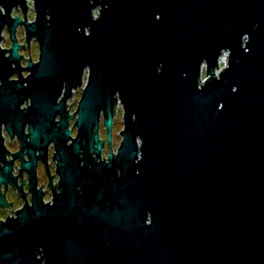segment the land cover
I'll return each instance as SVG.
<instances>
[{"label":"water","instance_id":"obj_1","mask_svg":"<svg viewBox=\"0 0 264 264\" xmlns=\"http://www.w3.org/2000/svg\"><path fill=\"white\" fill-rule=\"evenodd\" d=\"M31 1L33 20L29 0H0V186L23 193L5 124L33 190L0 219V264H264V0ZM19 26L39 43L26 67ZM52 142L62 191L46 203Z\"/></svg>","mask_w":264,"mask_h":264},{"label":"flooded vegetation","instance_id":"obj_2","mask_svg":"<svg viewBox=\"0 0 264 264\" xmlns=\"http://www.w3.org/2000/svg\"><path fill=\"white\" fill-rule=\"evenodd\" d=\"M16 14H22V12L19 10V8L14 9L13 15H16ZM23 18H24V16H23ZM5 30L8 31V35H9L8 28H5ZM4 34H5V32H4ZM9 37H10V35H9ZM19 43L22 45V48L25 49L24 42L20 41V39H19ZM11 46H12V41H11V44L6 48H10ZM21 49H20V54L24 55V58L22 60V66L23 67H26L30 60H32L33 62L38 61V58L37 59H33V58L28 59L25 52H22ZM28 74H29L28 70L23 71L24 76H27ZM16 78H18L17 74H14L11 77V79H16ZM85 83H86V76H84L83 85L78 87L75 91H73V96L67 100V111L69 112V115L76 112L78 102L80 99V96H76V95H77V93L82 94ZM30 103H31L30 100H26L25 103L22 105V108L28 107L30 105ZM116 112H117V106H116ZM116 115L117 114H115V117H116ZM60 118H61V115L57 114L54 121L56 122ZM76 119H77V114L74 115V117L69 121V129L71 130L73 137L76 136L77 131H78V127L76 126ZM103 119H104V115L102 113L101 114V120H100L99 138L105 142V145L103 147L102 157L100 158V160L106 159L108 157V154H109V143L107 140L108 131H107V128L103 122ZM102 124L105 128V131H106L105 137H103L101 135ZM115 125H116L115 120L113 119V128H112L113 148H114L115 134H116ZM25 131L28 132L27 125H26ZM2 132H3L2 135L5 138L4 139V145L7 149V151L4 154V157L6 160H12L13 168H12L11 173L14 176H18V178L14 181L16 182L17 185L23 186L22 187L23 193H22L20 191V189L18 187H16L12 181H10L8 183H2L1 184V186H0V197L5 201V204L0 205V219L5 220L9 216H14L16 211L19 210L20 208H22L27 202L32 201L33 190L30 186L28 172L23 171L22 174L19 175L20 169H21V158L15 155L20 150L19 137L18 136L11 137L6 130L5 124L2 125ZM69 142H71V140ZM106 150H108V153L106 156H104V152ZM24 152H25L24 157L27 159L28 158L27 150H25ZM54 152H55V144H54V142H52V143H50L49 148H48L47 159L45 160L43 157L39 158L37 166H36V171H35V176H36L35 189L36 190H38V189L42 190L43 201L46 203H53L55 194L60 193L62 191V189L60 188V174L57 170V160L54 158ZM36 154L38 155L39 151H36ZM1 165H2V163L0 161V166ZM21 203H22V205L18 207V204L20 205Z\"/></svg>","mask_w":264,"mask_h":264},{"label":"rangeland","instance_id":"obj_3","mask_svg":"<svg viewBox=\"0 0 264 264\" xmlns=\"http://www.w3.org/2000/svg\"><path fill=\"white\" fill-rule=\"evenodd\" d=\"M29 4H30V7H29V12H28V17H29L30 20H33L34 16H35V13H34L32 2L30 0H29ZM17 35H18V38L20 39V41L25 42V49L22 48L21 51L25 52V54H26L28 59L30 58V53H31V58L37 59L39 57V43H38V40L37 39H33L31 41V43H30V53H29V45H28V43L26 41V38H25V29H24L23 26L19 27V29L17 31ZM10 44H11V39H10V37L8 35V31L5 30V34H4V39L2 41V45L4 47H8ZM222 64L224 65L223 62H222ZM203 76H205V71L203 72ZM81 95H82L81 93H77L76 96H80L81 97ZM116 114L117 115L114 118L115 124H116L115 125L116 134H115V142H114V149H115L114 151L117 150V148L119 147V145H120V143L122 141L121 130L124 127V122H123L124 110H123V105H122L121 101H119L117 103V112H116ZM101 135L103 137H105V135H106V131H105V128H104L103 124L101 126ZM107 153H108V150H106L104 152V156H106ZM21 205H22V203L20 205L18 204V207L21 206Z\"/></svg>","mask_w":264,"mask_h":264},{"label":"built area","instance_id":"obj_4","mask_svg":"<svg viewBox=\"0 0 264 264\" xmlns=\"http://www.w3.org/2000/svg\"><path fill=\"white\" fill-rule=\"evenodd\" d=\"M96 14H97V12H95ZM227 57H228V53L227 52H224L223 54H222V56H221V59H220V68L219 69H221V68H223V66L225 65V62H226V60H227ZM222 62L224 63V65L222 64ZM222 64V65H221ZM218 69V70H219ZM76 89H74V91H75Z\"/></svg>","mask_w":264,"mask_h":264}]
</instances>
